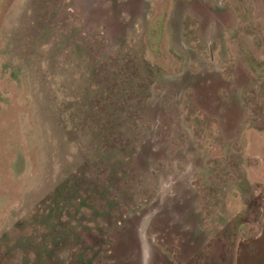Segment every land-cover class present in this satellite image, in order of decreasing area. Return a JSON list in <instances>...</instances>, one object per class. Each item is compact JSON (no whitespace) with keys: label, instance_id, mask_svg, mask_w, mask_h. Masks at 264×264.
<instances>
[{"label":"rangeland","instance_id":"obj_1","mask_svg":"<svg viewBox=\"0 0 264 264\" xmlns=\"http://www.w3.org/2000/svg\"><path fill=\"white\" fill-rule=\"evenodd\" d=\"M261 3L0 0V264H233Z\"/></svg>","mask_w":264,"mask_h":264},{"label":"crops","instance_id":"obj_2","mask_svg":"<svg viewBox=\"0 0 264 264\" xmlns=\"http://www.w3.org/2000/svg\"><path fill=\"white\" fill-rule=\"evenodd\" d=\"M222 1V7H225V14L231 15V17L239 16V9L235 8L233 4L235 0H229L232 3L230 5L225 3L226 0ZM252 1L255 3L258 2V0ZM259 2L263 3L264 0H259ZM211 5L213 4H207V10H214ZM262 10L263 9H260L259 11L262 12ZM212 13L214 12L212 11ZM259 14L260 16L263 15V13ZM255 16H257L256 13ZM222 26V34H229L231 31L233 32L237 29L234 25L230 26V24L226 23ZM260 57L262 56L260 55ZM241 60L247 65H253V63L257 65L256 62L246 54ZM221 95L224 96L223 94ZM238 135L241 139V156L245 162L243 179L245 183L257 185L264 191V118L260 125L245 127ZM259 210L260 214L254 220L255 228L252 234H239L236 240L235 250H233V264H264V202Z\"/></svg>","mask_w":264,"mask_h":264}]
</instances>
